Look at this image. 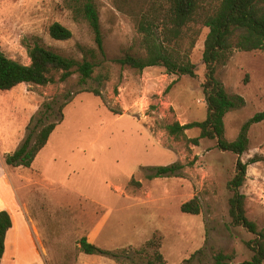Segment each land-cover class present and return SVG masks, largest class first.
Wrapping results in <instances>:
<instances>
[{"label": "rangeland", "instance_id": "374dc122", "mask_svg": "<svg viewBox=\"0 0 264 264\" xmlns=\"http://www.w3.org/2000/svg\"><path fill=\"white\" fill-rule=\"evenodd\" d=\"M85 1L0 0V50L7 57L29 64L25 44L39 42L94 63L85 81L75 70L64 81L56 73L47 85L23 82L0 90V157L6 172L0 194L18 207L0 264H215L219 251L231 256L228 264H249L253 252L246 242L253 234L233 225L228 213L227 184L238 156L220 150L215 139L187 142L198 136V128L178 137L164 128L207 116L202 52L208 29L201 28L190 54L194 77L168 75L162 66L138 71L116 62L127 54L144 55L135 20L122 10L131 0H93L103 54L83 16ZM53 22L67 27L71 38H51ZM216 78L227 94L244 100L223 118V138L233 141L264 110V51L233 49ZM55 120L60 121L30 167L6 163L31 130ZM246 136L240 159L264 158V120L248 126ZM170 164L181 168L174 175H155L153 167ZM6 180L15 197L4 187ZM240 192L247 218L264 231V160L247 165ZM193 196L199 214L182 212L181 204ZM83 237L108 254L84 253Z\"/></svg>", "mask_w": 264, "mask_h": 264}, {"label": "trees", "instance_id": "16d2710c", "mask_svg": "<svg viewBox=\"0 0 264 264\" xmlns=\"http://www.w3.org/2000/svg\"><path fill=\"white\" fill-rule=\"evenodd\" d=\"M125 4L127 5L122 10H126L125 12L135 20L137 31L141 35L140 45L144 55L137 57L127 54L116 60L121 66H129L138 71L146 67L162 66L168 75L194 77L195 65L190 60V54L201 33V28L208 29L202 52L205 66L202 89L207 116L202 121L184 124L174 121L166 124L164 128L169 135L175 137L185 136L186 130L198 128V136L187 138V142L198 145L201 139H215L220 150L238 156L234 174L227 184L231 192L228 213L233 225L241 226L253 234V238L246 242V246L253 252L248 263L263 264L264 231L247 218L245 195L240 192V187L246 178L247 165L264 158L253 157L249 162H243L239 156L247 150L248 126L263 121L264 110L257 112L242 126L235 140L224 139L225 114L235 105L236 107L243 105L244 100L240 95L227 94L223 84L216 78V72L229 59L233 49L248 52L264 51V0H131ZM82 11L94 33L96 48L103 54L99 13L93 0H86ZM48 33L55 40H68L72 36L71 31L58 22H53L48 27ZM25 48L30 59L29 64L9 58L0 50V90H10L23 82L47 85L55 81L56 73H60L59 80L64 81L75 70L80 73L81 80L85 81L94 71L93 61L86 58L77 61L39 42H34L32 45L25 44ZM88 52L92 58L95 56L93 49H89ZM90 92L95 95L100 94L98 90ZM66 104L67 102H63L59 105V114ZM60 120L43 123L35 133L31 130L20 146L6 155V163L30 167ZM153 168L156 170L155 175L160 176L174 175L181 166L170 164ZM181 210L185 213L199 214L200 203L197 196L182 203ZM10 227L9 213L0 210V261L4 252L5 235ZM80 248L86 254H108L88 242L86 237L81 238ZM156 257L162 259V255L157 252ZM230 259V255H225L221 251L215 254V264H228L227 260Z\"/></svg>", "mask_w": 264, "mask_h": 264}, {"label": "crops", "instance_id": "0c3cea01", "mask_svg": "<svg viewBox=\"0 0 264 264\" xmlns=\"http://www.w3.org/2000/svg\"><path fill=\"white\" fill-rule=\"evenodd\" d=\"M28 122V120L25 122V124ZM6 153H9L8 150H5V154ZM3 163H2V160H1V157H0V168H1V171H0V182L5 179L6 177V172L3 173ZM5 176V177H4ZM4 187L8 190V192L10 194H12V196H16V191H15V187L11 184L10 181H5L3 183ZM17 204L13 201V203L11 202H6L4 197L0 194V210H6L9 215H10V218H11V227H12V224H13V217L17 214ZM11 227L7 230L9 231L11 229ZM7 233V232H6ZM2 260V259H1Z\"/></svg>", "mask_w": 264, "mask_h": 264}]
</instances>
